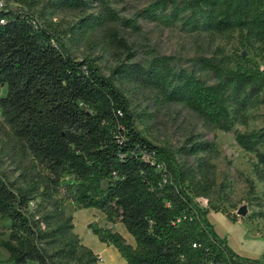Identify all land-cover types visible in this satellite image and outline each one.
Segmentation results:
<instances>
[{
	"label": "trees",
	"instance_id": "16d2710c",
	"mask_svg": "<svg viewBox=\"0 0 264 264\" xmlns=\"http://www.w3.org/2000/svg\"><path fill=\"white\" fill-rule=\"evenodd\" d=\"M1 1L0 118L21 165L20 181L0 172L5 262L96 264L62 208L72 201L123 225L132 243L110 227H86L125 264H261L234 254L215 231L209 209L197 201L214 190V165L178 158L215 155L214 142L193 136L178 147L151 141L136 125L146 127L151 113L133 110L126 93L156 92L206 125L230 131L235 123L247 125L248 110L264 105V67L247 51L237 53L235 65L220 50L196 56L190 71L169 55L135 61L116 26L135 33L141 26L105 0H99L98 13L68 23L55 14L83 11L85 0ZM152 6L139 16L179 21L186 31L211 39L236 34L239 46L264 54V0H156ZM96 39L115 55L107 74L90 55ZM80 45L88 51L77 57L71 48ZM234 138L254 154V173L264 181V128L235 130ZM66 175L72 180L63 182Z\"/></svg>",
	"mask_w": 264,
	"mask_h": 264
},
{
	"label": "rangeland",
	"instance_id": "374dc122",
	"mask_svg": "<svg viewBox=\"0 0 264 264\" xmlns=\"http://www.w3.org/2000/svg\"><path fill=\"white\" fill-rule=\"evenodd\" d=\"M87 7L83 11H60L54 19L64 23L72 22L84 13H98L99 0H85ZM122 18H136L141 26V31L135 33L122 26H116L119 34L126 40L130 50L133 51L134 60L144 62L152 54L169 55L174 59L177 67L188 71L195 69L192 59L199 55L212 56L220 50L225 55L233 58L232 65L237 62V53L248 52L247 56L253 57L261 67H264V54L256 47H241L237 42L236 34L232 37H215L199 32L186 31L179 21L167 20L166 22H153L140 17V13L151 7L156 0H105ZM152 8H155L152 6ZM169 9L164 12L167 13ZM158 13L161 11L157 10ZM97 40V44L90 52L94 56L100 70L107 74L115 60L114 54L103 43ZM72 53L80 57L88 51L82 45L71 48ZM260 55L263 59H260ZM204 79L211 81L210 74L200 73ZM5 92L4 86H0V96ZM126 93L130 107L138 113L147 111L151 113L148 125L142 126L136 121L137 127L151 141L157 144H166L178 147L187 137L193 136L196 140L214 142L217 154L199 153L197 155H180V161L188 160L196 165L198 159L214 165L215 186L211 195L207 198H199L197 201L203 208L209 209L210 221H215L219 212L230 211L237 215L236 210L241 205L247 209H256L264 200V181L260 182L254 173L253 163L256 161L253 153L240 148L234 138V131L241 132L252 129L264 128V105L250 109L247 112V125L235 123L230 131L214 129L206 125L193 112L181 104L168 103L153 91ZM21 165L12 148V141L8 138L7 126L1 123L0 118V172L8 179L20 181ZM72 177L66 175L63 182H69ZM254 206V208H252ZM62 208L66 214L72 217V232L82 239V243L89 249L97 250L96 264H125L111 245H104L93 235L86 224L95 222L106 226L101 213L96 210L81 208L75 202L67 201ZM248 212V211H247ZM0 227L7 231L8 222L0 220ZM114 230L119 232L128 243L133 242L121 223L115 225ZM92 250V252H93ZM6 254L0 250V264L5 262ZM26 264H35L28 262Z\"/></svg>",
	"mask_w": 264,
	"mask_h": 264
},
{
	"label": "crops",
	"instance_id": "0c3cea01",
	"mask_svg": "<svg viewBox=\"0 0 264 264\" xmlns=\"http://www.w3.org/2000/svg\"><path fill=\"white\" fill-rule=\"evenodd\" d=\"M263 201H261V206L258 205L256 209L248 208L245 216L232 215L230 211H222L223 213L219 212L215 221H211L217 234L226 240L228 247L234 254L244 259L259 261L261 264H264ZM105 223L107 224L106 227L113 230V227L117 225V223ZM79 240L82 242L81 238ZM100 249L90 250H93L94 255H98L97 250Z\"/></svg>",
	"mask_w": 264,
	"mask_h": 264
},
{
	"label": "water",
	"instance_id": "95a60500",
	"mask_svg": "<svg viewBox=\"0 0 264 264\" xmlns=\"http://www.w3.org/2000/svg\"><path fill=\"white\" fill-rule=\"evenodd\" d=\"M243 55H246V52H243ZM236 214L238 216H245L247 214V206L246 205H241L238 207V209L236 210Z\"/></svg>",
	"mask_w": 264,
	"mask_h": 264
},
{
	"label": "built area",
	"instance_id": "2783aa9c",
	"mask_svg": "<svg viewBox=\"0 0 264 264\" xmlns=\"http://www.w3.org/2000/svg\"><path fill=\"white\" fill-rule=\"evenodd\" d=\"M2 6V1L0 0V7Z\"/></svg>",
	"mask_w": 264,
	"mask_h": 264
}]
</instances>
